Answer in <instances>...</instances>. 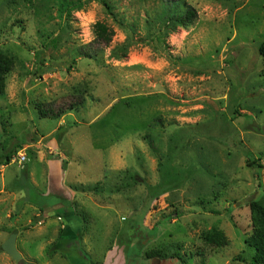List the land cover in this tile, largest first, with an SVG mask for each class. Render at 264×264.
<instances>
[{"label": "rangeland", "instance_id": "1", "mask_svg": "<svg viewBox=\"0 0 264 264\" xmlns=\"http://www.w3.org/2000/svg\"><path fill=\"white\" fill-rule=\"evenodd\" d=\"M70 1L82 9L59 17V0H0V49L14 59L0 97V157L12 160L0 172V264H17L1 250L14 230L35 264H251L248 203L264 205V0H184L195 22L160 40L145 26L156 0H107L117 22L99 0ZM97 21L114 33L108 44ZM47 174L61 182L50 194ZM25 194L38 208L15 205ZM68 196L85 219L83 254L57 247L56 205L39 211ZM213 227L227 246L203 242Z\"/></svg>", "mask_w": 264, "mask_h": 264}, {"label": "trees", "instance_id": "2", "mask_svg": "<svg viewBox=\"0 0 264 264\" xmlns=\"http://www.w3.org/2000/svg\"><path fill=\"white\" fill-rule=\"evenodd\" d=\"M106 9L109 16H114L112 6L107 0H99ZM158 2V8L155 10L149 18H145V26L147 27V37H152L160 40L162 37L168 36L169 33L174 32L177 28L187 29L190 27L196 19V12L188 5L185 4L184 0H156ZM59 17H62V13L67 12V16L70 15L71 10H80L83 7V3L80 1L72 2L70 0H59L57 3ZM123 25V22H119ZM92 31L96 40L108 44L114 33L106 25V23L97 21L92 27ZM122 51H126V44L121 47ZM119 50L113 51V55L119 58ZM258 54L261 56L262 67L260 70V76L264 79V42H261L257 48ZM14 67V59L6 52L0 49V97L5 94L6 80L10 72ZM61 113L58 111L53 116H59ZM39 117H50L49 113L39 109ZM4 161H0V165H8L11 160V153L3 155ZM2 158V157H1ZM259 159L248 160L249 166L256 165L261 167ZM137 177V176H136ZM96 190V188H94ZM249 218L251 225V234L245 239V243L248 248L252 250L250 258L251 264H264V205L259 203L257 200H251L248 203ZM43 210V209H41ZM85 222V219L83 218ZM16 231H10V233ZM203 242L215 248H222L228 245V240L221 230L215 227L202 235ZM173 257L182 260L178 253H174ZM148 259L158 258L167 259L170 258L167 253L162 250H151L146 253ZM172 258V257H171ZM242 260V259H241Z\"/></svg>", "mask_w": 264, "mask_h": 264}, {"label": "crops", "instance_id": "3", "mask_svg": "<svg viewBox=\"0 0 264 264\" xmlns=\"http://www.w3.org/2000/svg\"><path fill=\"white\" fill-rule=\"evenodd\" d=\"M45 137L46 136H44V138ZM48 151H51V150L48 149ZM49 153H52V152H49ZM38 155L39 156H38V158L36 160L38 163L45 164L46 166L50 165V167L55 164V161L53 160L54 159L53 157H51L52 159L51 158L47 159L46 157L44 158L43 153L41 151L38 152ZM0 161L3 162L4 159H2L0 157ZM57 162H58L59 169H61L60 165H61V163L65 162V159L62 160V159L59 158ZM0 166L2 168V170H0V172H1V171L4 170L6 165H0ZM68 167H69V164H67V166H65L64 169H63V173L66 174V177H68L67 176L68 175V171H67ZM26 176H27L28 180L31 177L30 173H28V172H26ZM2 181H4V177H3V173L2 174L0 173V182H1L0 187L2 186L1 189H0V194L2 192H4V188H5V184L3 185ZM58 183L61 184V182L58 181L57 177L50 178L49 174H47V189L49 191L48 192L49 194L53 192V188L56 187V185ZM34 189L37 190L36 188H34ZM10 190H11L10 192L13 193V188L10 189ZM26 196H24V197H22L20 199H15L14 200L15 201V205H17V203H19L20 206L25 205V204L26 205L30 204L31 206L34 205V206H37V208H38V205H36L35 202L33 203V200H30V198L28 196L27 197ZM71 197H73V194L71 195ZM19 200H20V202H17ZM70 203H71V200H70V197L68 196L65 200L55 202L53 205H49V207H45V208L42 207L43 210H41L39 208L40 212H44L45 210L53 212L52 211V209H53L52 206L54 207L56 205V207L54 208V213H55V211L61 212V215L58 216V219H60V218L62 219L61 220L62 225L60 226L61 230H58L59 228L57 229L56 236L58 235V233H59V235L62 234V236H61L62 240L60 241L61 243L58 241L56 244L58 245L57 247L59 248V250L62 253H63V251L61 250V248H63V250H67L68 251L72 247H76L77 250L79 252H81L80 251L81 250L80 247H81V244H82V240L81 239H82V236H83V230H85V228L83 226L82 218L78 214L74 213V210H73L74 206H73V208H71L70 207ZM55 222H56V220H55ZM57 225H58V223H57ZM57 225L56 226H52V227L56 228ZM81 254H83V252H81Z\"/></svg>", "mask_w": 264, "mask_h": 264}, {"label": "water", "instance_id": "4", "mask_svg": "<svg viewBox=\"0 0 264 264\" xmlns=\"http://www.w3.org/2000/svg\"><path fill=\"white\" fill-rule=\"evenodd\" d=\"M260 132L264 134V126L261 128ZM17 233L12 232L8 235L7 239L2 243L1 250L14 262L17 264H35L34 262H29L23 259L21 253L16 247Z\"/></svg>", "mask_w": 264, "mask_h": 264}, {"label": "built area", "instance_id": "5", "mask_svg": "<svg viewBox=\"0 0 264 264\" xmlns=\"http://www.w3.org/2000/svg\"><path fill=\"white\" fill-rule=\"evenodd\" d=\"M26 160H27L26 155L23 153V151H19V152H17V156L15 157V159L13 161H15L17 165L22 167L24 165V163L26 162ZM11 162H12V160H11Z\"/></svg>", "mask_w": 264, "mask_h": 264}]
</instances>
